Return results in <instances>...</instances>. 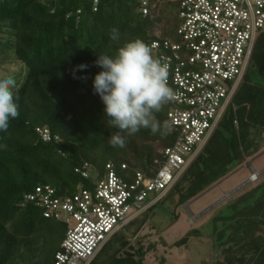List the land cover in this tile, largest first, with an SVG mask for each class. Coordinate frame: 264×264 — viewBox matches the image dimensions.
Listing matches in <instances>:
<instances>
[{"label":"trees","instance_id":"trees-1","mask_svg":"<svg viewBox=\"0 0 264 264\" xmlns=\"http://www.w3.org/2000/svg\"><path fill=\"white\" fill-rule=\"evenodd\" d=\"M96 6L94 11V0L0 1V55L13 50L27 68L12 89L19 116L0 132V264H55L65 238L67 227L44 218L33 204H23L25 194L39 185L59 195H70L79 185L88 188L89 181L75 173L84 163L90 164L91 173L103 174L112 162L118 171L127 165L130 171H119L120 175L140 171L152 176L154 162L162 160L176 139L169 109L163 105L156 113L160 132L122 134L123 148L108 143L110 132L116 130L108 128L104 106L92 91V77L99 71L93 63L96 55H113L118 46L134 39L149 45L174 41V36L162 30L156 37L148 27L154 22L151 12L144 16L139 0H98ZM112 29L118 30L120 45L110 39ZM81 64L87 69L76 70ZM37 128H47L61 142L44 143ZM263 134L264 34L256 42L232 106L206 147L168 195L117 232L91 264H145L151 246L135 247L128 234L136 237L154 217L175 225L182 206L262 150ZM211 224L218 264H264V180L220 207ZM199 232L191 230L174 246H186Z\"/></svg>","mask_w":264,"mask_h":264},{"label":"built area","instance_id":"built-area-1","mask_svg":"<svg viewBox=\"0 0 264 264\" xmlns=\"http://www.w3.org/2000/svg\"><path fill=\"white\" fill-rule=\"evenodd\" d=\"M177 2L179 41L148 45L168 71L173 97L164 105L176 132L173 145L154 162L153 175L136 171L123 176L119 171H130L127 165L118 171L112 162L103 174L91 173L90 164L84 163L75 173L89 181L88 188L79 185L74 193L59 195L39 185L24 195L23 204H33L44 218L67 227L55 264H91L117 232L165 198L209 143L244 82L256 42L264 34V0ZM139 3L148 16L150 0ZM36 132L44 143L61 142L47 128ZM151 194L155 199L145 204Z\"/></svg>","mask_w":264,"mask_h":264},{"label":"rangeland","instance_id":"rangeland-1","mask_svg":"<svg viewBox=\"0 0 264 264\" xmlns=\"http://www.w3.org/2000/svg\"><path fill=\"white\" fill-rule=\"evenodd\" d=\"M176 2L177 0H151L150 16L154 22L148 27L155 31V35H161L162 30L172 31L174 41L177 42L179 39L175 35L178 28ZM26 74V66L16 60L13 50L7 49L0 55V77L11 75L14 80L21 81ZM252 175L257 176V179L255 177V181L251 182L249 177ZM263 180L264 144L257 155L247 159L242 165H234L226 178L182 206L179 210L180 219L175 225L169 227L167 219L154 217L144 225L136 237L129 233L130 240L135 247L151 246V251L145 257V264H218L221 259L211 239L212 216L220 207L251 190ZM154 199V194L149 195L145 204ZM193 229L200 231L197 237L191 238L186 246H174ZM104 258L105 255H102L99 262Z\"/></svg>","mask_w":264,"mask_h":264},{"label":"clouds","instance_id":"clouds-1","mask_svg":"<svg viewBox=\"0 0 264 264\" xmlns=\"http://www.w3.org/2000/svg\"><path fill=\"white\" fill-rule=\"evenodd\" d=\"M110 39L120 45L117 29L111 30ZM93 63L99 71L92 77V91L104 106L108 128L116 130L110 132L108 143L123 148L122 134L133 135L141 129L160 132L156 113L172 99L173 91L167 85L166 66L153 57L150 47L140 39L130 40L118 46L113 55H96ZM87 67L81 64L76 70ZM14 87L12 77H0V132H6L10 121L19 116Z\"/></svg>","mask_w":264,"mask_h":264},{"label":"crops","instance_id":"crops-1","mask_svg":"<svg viewBox=\"0 0 264 264\" xmlns=\"http://www.w3.org/2000/svg\"><path fill=\"white\" fill-rule=\"evenodd\" d=\"M245 166V165H244ZM244 168V167H243ZM246 169V168H245ZM247 170V169H246ZM249 181H251L252 182V180L250 179V177H249Z\"/></svg>","mask_w":264,"mask_h":264},{"label":"bare ground","instance_id":"bare-ground-1","mask_svg":"<svg viewBox=\"0 0 264 264\" xmlns=\"http://www.w3.org/2000/svg\"><path fill=\"white\" fill-rule=\"evenodd\" d=\"M252 181H255V178Z\"/></svg>","mask_w":264,"mask_h":264}]
</instances>
